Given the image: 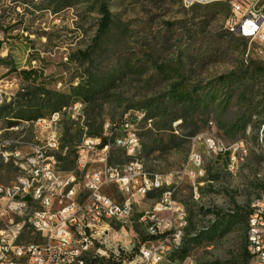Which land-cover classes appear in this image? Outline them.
I'll use <instances>...</instances> for the list:
<instances>
[{
	"label": "rangeland",
	"instance_id": "obj_1",
	"mask_svg": "<svg viewBox=\"0 0 264 264\" xmlns=\"http://www.w3.org/2000/svg\"><path fill=\"white\" fill-rule=\"evenodd\" d=\"M68 1L71 6L65 7ZM102 3L109 7L113 23L85 57L97 34ZM230 15L231 6L221 2L186 7L183 0H0V30L5 33L0 80L3 85L19 81L12 112L8 105L0 112V185L13 183L24 171L12 156L5 158L6 151L15 150L12 143L19 141L24 152L22 142L34 139L36 130V123L7 130L16 125L10 120L25 124V119L38 121L52 111L42 108L38 115V108L24 105L44 97L38 92L67 94L69 102L61 110L80 103L79 111L86 115L94 103H103L96 111L101 113L98 124L143 110L152 122L141 125L136 158L148 171L173 181L175 197L189 215L182 248L169 252L160 264H180L188 257L197 264H251L247 229L235 223V213L238 208L247 211L264 195V62L256 41L227 30ZM31 68L42 74L32 83L24 82L21 74ZM179 82L183 85L177 90ZM94 98L96 102L90 101ZM71 115L72 110L63 111V134L68 127L74 134L88 121ZM175 115L185 119L171 120ZM209 132L230 150L208 153L214 152L203 143ZM79 140L75 138L71 147ZM196 149L204 157L205 172L196 179L194 194L192 181L178 179V174ZM61 152L67 158L61 169H74L73 155ZM129 159L124 151L113 149L110 163ZM105 191L121 199L115 187ZM162 192L155 190L141 201L123 231L122 223H112L132 253L150 244L140 216L153 208Z\"/></svg>",
	"mask_w": 264,
	"mask_h": 264
},
{
	"label": "built area",
	"instance_id": "obj_2",
	"mask_svg": "<svg viewBox=\"0 0 264 264\" xmlns=\"http://www.w3.org/2000/svg\"><path fill=\"white\" fill-rule=\"evenodd\" d=\"M186 1L193 7L214 0ZM228 1L235 6L228 26L236 29V35L256 41L258 57L264 62V0ZM260 2L263 3L259 10L256 7ZM4 36L5 33L0 35L2 41ZM18 82L0 85L1 109L16 97L14 86ZM79 107L81 104L75 103L67 108L72 110L73 119L85 121L87 115ZM65 110L45 116L43 121L27 120L15 125L22 128L36 123L34 139L22 142L24 152L18 147L20 142L12 143L15 150L6 151L4 156H12L16 163L31 170L34 180H38V189L29 190L23 177L16 179L23 180V187L0 189V264H90L93 260L97 264H160L169 253V245H176L179 251L183 220H189L187 209L175 197L177 188L168 189L170 180L142 169L136 158L141 129L135 128V117L144 116V111L132 110L119 121H104L100 136L88 135V127L82 123L83 136L75 146V168L65 170L60 166L64 161L60 154H66L68 148L62 150L63 132L59 128ZM146 122L151 125L152 119L145 117ZM46 132H56V139L45 142ZM203 143L206 150L207 144H214V152H208L211 154L230 150L213 132L203 135ZM113 149L124 151L130 159L111 164ZM204 172V157L196 149L178 179L188 177L196 194V179ZM107 187H115L121 199L107 193ZM151 188L168 192V199L160 203L158 211L140 216L150 244L145 243L132 253L112 223H122L123 231V224L140 205V197L148 198ZM250 215L254 216V229H249L254 241L246 250L251 264H264V200L251 207ZM11 221H20V229L10 230ZM180 264L197 263L188 257Z\"/></svg>",
	"mask_w": 264,
	"mask_h": 264
},
{
	"label": "trees",
	"instance_id": "obj_3",
	"mask_svg": "<svg viewBox=\"0 0 264 264\" xmlns=\"http://www.w3.org/2000/svg\"><path fill=\"white\" fill-rule=\"evenodd\" d=\"M52 6V5H51ZM65 7L71 6L70 5V1L66 2L64 4ZM50 10L57 12L59 9L56 7H49ZM100 14H101V18L98 24V29H97V34L93 39V44H91L83 53L85 54V57H88L87 55L89 54V52L93 49L94 44H96V42L110 29L112 23H113V17H112V13L109 9V7L107 6V4L102 3L100 5ZM2 45V42H0V47ZM34 61V60H33ZM42 74V71L40 69H35V68H31L28 71H23V73L21 74L22 80L24 82H30L32 83V81H34L35 79H37L40 75ZM40 78V77H39ZM183 84L181 82L176 83L174 86L176 87V89H181ZM41 89L44 90V88L41 87ZM40 96H44L43 98L41 97H36L33 98L31 101L24 103L25 106L29 107V108H38V115H40V112L42 110V108H50L52 112L54 111H58L61 110L63 107L66 106V104L69 102L70 96L67 94H63V93H56V92H51V91H42V92H38ZM38 95V96H39ZM181 101L185 100V97H179ZM189 100V99H188ZM90 101L96 102L97 99H90ZM76 102V101H74ZM72 102V103H74ZM83 102V101H82ZM11 104L8 105V112H12L13 108L12 106H10ZM103 106L102 104H98L96 105L95 103L93 104L91 110L89 111V108L86 109V113H87V123H86V127H88V135L91 136H100L101 132H102V128H103V121L100 122L99 124L98 119L101 118V113H96V111L99 109H102L101 107ZM7 107L4 106L2 109H0V112H2L4 110V108ZM62 107V108H61ZM50 113V114H51ZM21 114L23 115V113L21 112ZM48 114V115H50ZM47 116V115H45ZM45 116H41V117H45ZM8 118H13V117H7ZM39 118V117H38ZM37 119V118H36ZM178 119H185L184 116L182 115H175L171 118V120L176 121ZM20 120L22 119H16L14 121L10 120L9 124H17L20 122ZM25 120H35V119H25ZM97 124V126L95 125ZM9 125V126H10ZM74 128L72 127H68L64 134H62V138H61V142H63L62 144V149H65L66 147L67 152L71 155H73V162H74V156H75V152H76V145H74L73 147H71V145H73L72 143L74 142L75 138H79V142L82 139L83 136V126L82 129H78V131H76L73 134ZM229 156V153L227 152V154H224V158L227 159V157ZM67 158H64V160H66ZM239 211L235 213V223L239 224L242 226V228L247 229V233H248V223H249V217L251 214V208L248 209L247 211H241L240 208H238ZM217 216L220 218L222 215L221 214H217ZM247 242V240H246ZM247 252V250H246ZM90 264H96V261H91ZM101 264H105L104 261L101 262Z\"/></svg>",
	"mask_w": 264,
	"mask_h": 264
},
{
	"label": "bare ground",
	"instance_id": "obj_4",
	"mask_svg": "<svg viewBox=\"0 0 264 264\" xmlns=\"http://www.w3.org/2000/svg\"><path fill=\"white\" fill-rule=\"evenodd\" d=\"M220 2L229 4L228 0H214L213 2L196 3V5H210V4H214V3H220ZM183 3L186 7H190V4H188L186 0H183ZM229 5L231 6L232 15H235L234 4H229ZM226 28L230 33L236 34V29H234L231 26H228V22L226 24ZM3 33H4V30H0V35H3ZM0 42H3L1 37H0ZM1 82H2V80H0V85H3ZM138 111H143V110H138ZM55 113H59V112H55ZM55 113L53 115H55ZM145 117H146V112H144V116L135 117V128L141 129V125L145 121ZM38 121H43V119H39ZM25 127L27 128L28 126H25ZM25 127L15 128V125H14V126H11L7 130L20 131ZM54 139H56V132H46L45 142H53ZM139 146H140V141H138V148H139ZM207 149H209V151L210 150L214 151V144H207ZM221 152H226V151H221ZM219 154H221V153H219ZM193 155H195V152H193L191 154L190 159L192 158ZM139 165H141L142 169H146L145 166L143 165V163L140 161H139ZM19 177L24 178L25 184H26V186H28L29 190H37L38 189V180H34V174L32 173L31 170H26L24 168L23 173ZM12 187H23V180H15L13 183L8 184V185L7 184L6 185H3V184L0 185V189H7V188H12ZM172 187H173V181L170 180V181H168V189H174ZM155 190H162V189L161 188H151V192H153ZM145 198L146 197H140V202L143 201ZM167 199H168V192H164V190H163V192L160 196V199L155 202L153 208L150 211H146V212L158 211V206L160 205V203H164L165 201H167ZM260 200H264V195H262L260 198H257L252 203L251 207H255V206L260 205ZM188 226H189V220H183V230L181 232V241H184L185 232H186ZM19 229H20V221H11L10 230H19ZM249 229H254V216H251V215L249 217V223H248L247 246H251V241H254V233H249ZM182 245H181V248H182ZM169 252H176V245H169Z\"/></svg>",
	"mask_w": 264,
	"mask_h": 264
}]
</instances>
